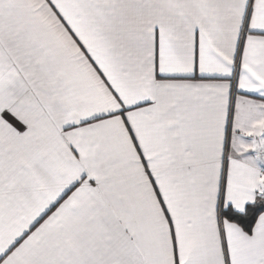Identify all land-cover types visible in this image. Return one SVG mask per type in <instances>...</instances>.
<instances>
[{
    "label": "snow or ice",
    "instance_id": "obj_1",
    "mask_svg": "<svg viewBox=\"0 0 264 264\" xmlns=\"http://www.w3.org/2000/svg\"><path fill=\"white\" fill-rule=\"evenodd\" d=\"M0 264H264V0H0Z\"/></svg>",
    "mask_w": 264,
    "mask_h": 264
}]
</instances>
